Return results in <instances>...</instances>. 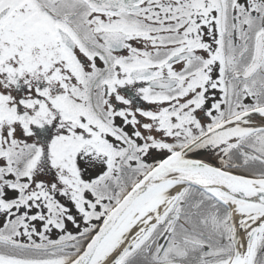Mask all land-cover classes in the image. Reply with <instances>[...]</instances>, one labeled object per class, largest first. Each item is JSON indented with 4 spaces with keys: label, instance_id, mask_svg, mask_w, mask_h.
I'll return each instance as SVG.
<instances>
[{
    "label": "snow or ice",
    "instance_id": "1",
    "mask_svg": "<svg viewBox=\"0 0 264 264\" xmlns=\"http://www.w3.org/2000/svg\"><path fill=\"white\" fill-rule=\"evenodd\" d=\"M0 264H264V0H0Z\"/></svg>",
    "mask_w": 264,
    "mask_h": 264
}]
</instances>
